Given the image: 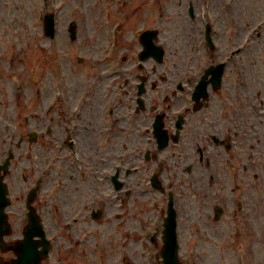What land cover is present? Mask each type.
Here are the masks:
<instances>
[{"label": "flooded vegetation", "instance_id": "obj_1", "mask_svg": "<svg viewBox=\"0 0 264 264\" xmlns=\"http://www.w3.org/2000/svg\"><path fill=\"white\" fill-rule=\"evenodd\" d=\"M189 28L187 38L183 36L189 61L181 72L180 112L176 118L162 112V105L170 96V89L162 85L167 80L152 65V59L140 69L135 39L128 48L127 43L120 41L108 43L105 33L100 56L93 61L90 71L85 70L86 84L80 89L74 86L75 76L70 68L66 69L61 63L62 70H59L55 51L45 58L41 52L38 53L34 73L37 92L33 102L26 95L24 57L0 56L2 85H10L11 79L17 76L22 84L17 94L10 87H5L6 96L0 93V127L7 128L0 138V174L10 203L5 209V221L0 231V264H15L19 254L25 264H69L63 254L55 251V247L61 251L68 248L83 264H92L90 246L95 235L91 228L92 221H95L92 205L102 207L101 219L107 211L113 212L116 218H122L134 198L156 193L149 176L158 174L161 180V174L154 172L163 164L159 156L167 153L171 146L176 147L183 140L190 141V138L195 140L198 158L190 159V169L188 167L186 172L209 175V184L215 191H226L218 196L213 207V210L222 208L220 221L214 223L224 222L223 217L236 220L239 222L236 226L238 232L247 235L242 227L251 233L256 214L264 222V193L261 192V199L257 200L263 206L246 199L249 182L253 186H264V157L257 149L260 142L251 143V133H262L264 118H257V113L264 114V102L256 105L254 94L244 82V62L247 63L244 55L249 53L252 43L264 36V32L246 43L250 27H226L224 31L221 27H210V47L204 43L203 27ZM242 56L243 61H238ZM16 59L18 63H15ZM78 63L86 65L87 61L83 59ZM210 69L212 72L208 73ZM140 89L141 109L138 106ZM57 91L62 96L54 99ZM157 120L173 143L165 151L151 153L150 160H147L149 149L156 147L154 126ZM179 120L181 129L178 130ZM136 123L139 126L136 127L137 133L130 130ZM176 134L179 140L174 143ZM130 135L137 139L133 147L115 151L112 155L111 149L122 148ZM93 143L96 146L91 151ZM138 143L141 147L137 146ZM250 149L255 154L253 161L248 153ZM222 156H225L224 162L228 166L236 168L234 176L237 180L233 184L222 179V175H229L223 164L220 165ZM8 159L10 162L5 172L2 166ZM115 164L125 190L110 200L107 199L110 196L108 192L114 185L107 175ZM44 169H48L46 175L43 174ZM166 176L165 191L160 194H173L180 219L178 233L183 245L182 230L187 223L185 192L179 189L174 175L171 178ZM72 182H76L74 190L82 196H77L66 211L65 193ZM232 185H235L234 191L236 186L237 191L244 188L240 195L243 202L237 205H233L234 191L231 196L226 194ZM140 191L146 193L139 195ZM228 195L229 200L226 198ZM154 200L151 199L146 224L149 230L154 229L150 236L157 237L163 232L166 201H160L162 210L157 214L159 206L154 205ZM30 204L34 210L31 212L42 222L49 216L53 222L46 255L41 240L29 224ZM196 221L189 223L194 233L199 231ZM27 235L31 238L29 246L32 251L25 247L29 243L25 241ZM137 239L138 234L128 235L120 242L117 262L124 255H130L127 249L131 243L138 246ZM136 255L134 251L133 257Z\"/></svg>", "mask_w": 264, "mask_h": 264}, {"label": "rangeland", "instance_id": "obj_2", "mask_svg": "<svg viewBox=\"0 0 264 264\" xmlns=\"http://www.w3.org/2000/svg\"><path fill=\"white\" fill-rule=\"evenodd\" d=\"M164 1L166 10L161 13L163 21L160 22L158 15L161 11L158 8L161 6L157 4L156 0H0V54L2 51L5 55L4 46L7 43L4 44V42L6 40L14 41L16 35L18 41L13 51L10 52L8 49L6 51L9 55L16 52L17 55L26 56L27 62L33 63L34 59L36 60V53L42 47L58 49L64 56V59H61L64 67L73 71L75 88L79 87L78 89H80L86 84L85 70L90 71L93 61L100 56V45L105 41L104 27H109L106 30L108 38L127 43V47L139 30L146 27H159L161 32L159 42L164 43L162 45L166 50V60L156 67L159 73L168 77V81L162 85L176 91V86L180 82V51L185 49L183 36L187 38L190 30L188 27H196L190 22L188 15L189 1L194 2L195 6L197 4L198 7L206 5L214 13L215 27H221L223 31L226 27H253L264 15V0H233V8L229 10L223 4L225 0ZM119 2H125L120 12L116 9ZM47 13H54L56 16L57 36L53 41L47 40L39 33H42L43 17ZM248 23L249 25H247ZM73 26L77 27V36L71 42L70 31ZM125 27H128L126 31H124ZM165 28L168 30L166 31ZM29 34L42 36L40 38L43 40L33 42L28 39ZM18 48H21L22 51L18 52ZM80 48H82V52H80ZM93 49L95 51H92ZM88 55L95 58H89ZM79 56L85 57L86 65L78 63ZM244 57L247 58V63L244 62V82L250 88L249 91L254 94V102L259 105L262 101L264 102V36L251 44L249 53ZM242 58L243 56L238 61H243ZM71 63H73L72 66L69 65ZM172 104L178 109L180 100L178 101L177 98ZM257 114V118H264L263 113L258 111ZM123 125L125 127V123ZM136 127H139L137 123L133 124L130 130L137 133ZM251 134V143L255 145L260 142L257 149L261 152L260 156L264 157V125H262V133ZM135 138L130 135L129 140L127 139L122 144V148L118 146L116 149H111L110 153L114 155L115 151L122 152L125 149H131L137 141ZM189 140H183L176 147L171 146L167 153L159 156L163 163L162 167L159 170L156 168L154 170L161 174L160 181L164 185L166 175H169L170 178L174 175L177 178L179 189L185 192L187 223L185 224L186 228L182 230L185 246L181 248L185 264H264V222H261L259 214L253 217L254 228L251 229V233L246 230L245 226L242 227V231L254 241V248L249 249L250 251L247 250L250 240L241 239V243L237 244L235 233L238 228L231 227L229 220H226L220 228L212 227L213 222L210 218L212 219L213 216V207L217 203L218 196L226 191L223 189L215 191L209 184L211 178L209 175L192 173L188 176L186 174L188 165L191 163L190 159L198 158L197 151L195 152V140L194 138ZM95 146L93 143L90 150L93 151ZM137 146H141V143H138ZM248 153L253 161L255 158L253 150L250 149ZM224 159L225 156H222L220 165L223 164L222 167L229 172V175H222V179L233 184L237 180L234 176L236 168L228 166ZM197 167H199L198 162ZM219 168L221 167L219 166ZM249 184L246 199L257 206H263L257 200L261 199L264 186H253L251 182ZM75 185L76 182L68 185V190L65 193L67 194L64 198L66 211L69 210L77 196H82L81 193L74 190ZM234 186L232 185L226 194L231 196ZM139 195L142 194L139 193ZM156 197L157 195L154 194L147 195L145 198H134L122 218H116L113 212L107 211L108 213L98 222L92 221L91 228L95 230L94 240L90 246L92 264H121L117 262L120 242L128 235L140 234V224L148 223L151 211L150 202ZM238 197L239 195H237ZM226 198L229 200V195ZM195 221L199 231L194 233L189 228V223H195ZM191 249L196 255L189 256ZM127 250L132 256L130 264H153L151 255L142 249L141 245L139 247L131 243ZM134 251L136 254L138 252L136 258L133 257ZM62 254L67 258L69 264H83L75 253L69 252L68 248L63 249Z\"/></svg>", "mask_w": 264, "mask_h": 264}, {"label": "water", "instance_id": "obj_3", "mask_svg": "<svg viewBox=\"0 0 264 264\" xmlns=\"http://www.w3.org/2000/svg\"><path fill=\"white\" fill-rule=\"evenodd\" d=\"M47 27H52L51 17L48 20ZM74 30H75V28H73V32H74ZM0 199H1V197H0ZM165 258H166V260L168 262H170V264H173V262H175V260H174L175 259V255L169 254V255H166Z\"/></svg>", "mask_w": 264, "mask_h": 264}]
</instances>
